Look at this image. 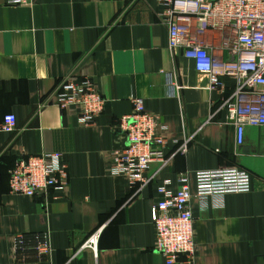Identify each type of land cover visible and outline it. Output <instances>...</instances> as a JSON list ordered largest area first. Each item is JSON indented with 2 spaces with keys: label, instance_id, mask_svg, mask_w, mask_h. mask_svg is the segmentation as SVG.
<instances>
[{
  "label": "crops",
  "instance_id": "1",
  "mask_svg": "<svg viewBox=\"0 0 264 264\" xmlns=\"http://www.w3.org/2000/svg\"><path fill=\"white\" fill-rule=\"evenodd\" d=\"M162 10L160 0H0V120L17 119L14 132L0 131V264H166L152 220L158 186L170 179L175 192L189 174L194 190V172L227 167L248 171L253 188L224 195L217 209L191 200L196 264H264V126L247 127L236 143L209 76L181 50L170 53ZM67 76L91 77L108 100L95 124L58 107L53 93ZM133 97L168 126L165 153L175 154L166 167L151 164L142 190L111 172L125 141L115 126L132 112ZM51 152L62 153L68 185L34 197L12 193L16 162ZM98 232L97 250L77 253ZM41 233L50 236L51 256L21 261L16 237Z\"/></svg>",
  "mask_w": 264,
  "mask_h": 264
},
{
  "label": "built area",
  "instance_id": "2",
  "mask_svg": "<svg viewBox=\"0 0 264 264\" xmlns=\"http://www.w3.org/2000/svg\"><path fill=\"white\" fill-rule=\"evenodd\" d=\"M162 23L167 27L168 49L176 55L181 50L195 61L197 71L209 76L210 88L217 90L227 111L228 123L236 129V143L244 142L249 126H264V0H160ZM8 5H24L29 0H6ZM177 87L171 82L172 93ZM57 105L73 109L82 125L95 124L108 100L98 91L94 80L67 76L60 79L54 93ZM133 110L119 118L115 129L125 139L117 150L111 172L126 177L142 190L151 179V164L169 165L174 155H166L168 126L159 115L146 110L141 97H133ZM211 120V118H210ZM210 122V121H208ZM207 122V123H208ZM17 119L13 113L0 120V131L14 132ZM192 137L177 147L185 154ZM189 174L179 176L177 191L170 189V179L158 186L159 200L152 207L156 229L155 249L166 264H196L198 245L191 200L215 209L228 193L248 192L253 188L251 174L238 167L194 172L195 188ZM68 165L60 152L30 155L20 159L9 171L12 193L34 197L68 185ZM100 232L93 234L77 251L97 250ZM25 234L16 237L21 261L47 260L52 253L50 236L41 233L30 241Z\"/></svg>",
  "mask_w": 264,
  "mask_h": 264
}]
</instances>
